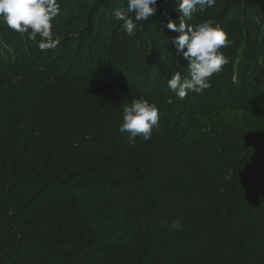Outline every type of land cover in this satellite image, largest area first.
<instances>
[{
    "label": "trees",
    "instance_id": "1",
    "mask_svg": "<svg viewBox=\"0 0 264 264\" xmlns=\"http://www.w3.org/2000/svg\"><path fill=\"white\" fill-rule=\"evenodd\" d=\"M105 1L58 0L47 51L0 17V264H264V0H216L230 62L184 98L167 87L190 79L179 33L151 17L129 36L127 0ZM158 13L179 22L164 0ZM140 97L160 119L130 144L123 108ZM221 110L243 115L202 120Z\"/></svg>",
    "mask_w": 264,
    "mask_h": 264
},
{
    "label": "clouds",
    "instance_id": "2",
    "mask_svg": "<svg viewBox=\"0 0 264 264\" xmlns=\"http://www.w3.org/2000/svg\"><path fill=\"white\" fill-rule=\"evenodd\" d=\"M158 0H127V10H117L115 19L122 22V30L129 36L135 35L138 23L148 21L157 11ZM216 0H176L179 23L169 20L166 28L179 33L171 38V44L177 55L188 61L190 79L183 78L180 71H174L167 81V87L180 98L189 92L202 94L211 87V77L221 71L222 66L230 62L219 50L231 43L218 24L209 19L193 28L186 20L192 19L196 11L203 12L215 6ZM58 0H0V17L8 27L19 33H28L35 41L40 37L38 47L41 51L54 49L60 43V37L54 33L53 21L60 15ZM129 13L134 15H128ZM163 24V22H161ZM260 23V18H256ZM178 64V61H177ZM159 109L154 103L140 97L133 99L123 108L121 133H130L128 142L134 144L137 136L144 141L151 139L154 128L158 127ZM171 230H183L178 220L167 225Z\"/></svg>",
    "mask_w": 264,
    "mask_h": 264
},
{
    "label": "rangeland",
    "instance_id": "3",
    "mask_svg": "<svg viewBox=\"0 0 264 264\" xmlns=\"http://www.w3.org/2000/svg\"><path fill=\"white\" fill-rule=\"evenodd\" d=\"M164 1H166L168 4H169V6L170 7H173V10H175V5H176V0H164ZM126 2V1H125ZM161 2H163V0H158V4H157V11H156V14L153 16L154 18H153V20H154V26H156L157 28H156V30L157 31H159V30H161V29H164V30H167V28H163L161 25H160V23L158 22V21H155V19H157V20H160V19H158L159 17H157V15H159V3L161 4ZM81 4H82V2H80ZM114 5V2H112V0H111V2H107L106 3V1L102 4V9H107V8H109V7H111V6H113ZM79 6H81V5H79ZM255 7V6H254ZM213 9V11H212V14H211V17H210V19L214 22V24H216V22H215V19H213V16H214V14L215 13H218V12H220V11H215L216 9H214V7L212 8ZM211 9V10H212ZM210 10V9H209ZM163 11V10H162ZM166 12H167V18H169L170 16H169V12H168V10H165ZM205 11V10H204ZM203 11V12H204ZM160 12H161V8H160ZM203 12H200V11H196V12H194L193 14H192V19L190 20V21H188V20H186V23H188V24H190V23H194V24H196V26H198L200 23H203V22H205L206 20H204V17H205V15H203ZM165 15H166V13H165ZM247 15H249L248 14V12H247ZM231 17V16H230ZM178 18H179V16H178ZM170 19V18H169ZM176 22V21H175ZM230 23H232L233 22V20H230L229 21ZM179 23V22H178ZM227 24H229L228 22H227ZM219 26H221V25H219ZM159 27H161L160 29H159ZM244 27H246V25L244 26ZM222 29H224V27H221ZM226 28H228V26H226ZM248 28V27H247ZM245 30H247V29H245L244 28V31ZM101 30H99V31H97L98 32V34H94V38H95V40L96 41H101V43L102 44H105V45H109V42H107L106 41V37L108 36L107 34H106V32L105 31H102V32H100ZM171 31V30H170ZM225 32H227V30L225 29L224 30ZM104 32V33H103ZM100 33V34H99ZM28 34V33H27ZM172 35H174V32H172ZM28 36H29V34H28ZM157 40V39H156ZM31 41H33V40H31ZM38 41V42H37ZM35 43H39V40H38V36L36 37V40L34 41ZM224 48L226 49V47H223V48H221L219 51L220 52H224L223 50H224ZM120 55L121 56V51H118V53H116V55ZM224 54V53H223ZM130 56H131V54L130 53H127L123 58L124 59H128V58H130ZM113 62L114 63H118V61L117 60H113ZM122 62V61H121ZM120 63V62H119ZM118 63V64H119ZM243 115V113L241 112V111H239V110H221V111H219L218 112V114L217 115H214V114H212V115H210V116H208V117H206V119H202L204 122H205V124H210V122L209 121H212L213 123H215V124H218L219 126H226L227 125V123H228V121L229 120H231V121H234V120H236V119H239L241 116ZM94 187H96V186H91V188H94ZM98 189H100V188H98Z\"/></svg>",
    "mask_w": 264,
    "mask_h": 264
}]
</instances>
